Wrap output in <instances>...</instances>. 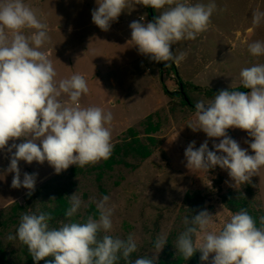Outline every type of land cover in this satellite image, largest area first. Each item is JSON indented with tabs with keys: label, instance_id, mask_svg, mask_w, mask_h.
Listing matches in <instances>:
<instances>
[{
	"label": "rangeland",
	"instance_id": "374dc122",
	"mask_svg": "<svg viewBox=\"0 0 264 264\" xmlns=\"http://www.w3.org/2000/svg\"><path fill=\"white\" fill-rule=\"evenodd\" d=\"M192 2L207 4L209 0ZM214 2L216 9L208 29L193 41L172 46L177 54L186 53V59L175 67L193 105L213 99L205 95L208 90L242 87L241 70L264 63V57H253L248 52L250 43L264 40V24L254 27L252 23L253 13L264 11V0ZM25 3L47 26L49 40L41 51L52 61L57 80L82 75L89 93L81 98V105L112 113L114 147L108 160L83 168L70 166L59 175L47 162L29 165L21 161V179L25 172L37 174L31 196L23 188L11 187L12 174H6L9 159L0 153V264H34L26 246L7 239L9 234L15 235L22 215L50 213V225L56 228L84 222L88 216L98 218L94 201L103 196H109L113 209L114 227L109 234L122 239L133 235L137 241L132 261L158 255L157 264H202L199 252L193 256V263L185 260L176 251L175 241L185 230L184 219H191L203 209L217 214L212 227L218 230L234 213L230 210L232 204L241 203L242 210L260 226V218L264 217V168L250 184L235 189L230 186L233 182L227 172L218 167L208 174L186 167L184 152L191 142L195 141L198 148L208 140L213 150V143H219V139H209L188 127L195 109L185 106L181 98L165 95L162 78L172 93L179 90L174 78L162 77L160 64L139 54L131 42V22L141 16L144 23L150 22L144 6L138 3L128 9L105 32L92 22L96 0ZM168 63L169 68L172 64ZM194 87L201 90L195 91ZM228 135L248 149L251 138L247 132L228 129ZM76 192L83 205L75 216L67 217L69 197ZM159 237H166L167 244L157 253L154 242ZM47 260L54 261V257ZM120 264L125 262L121 260Z\"/></svg>",
	"mask_w": 264,
	"mask_h": 264
},
{
	"label": "clouds",
	"instance_id": "9594fccd",
	"mask_svg": "<svg viewBox=\"0 0 264 264\" xmlns=\"http://www.w3.org/2000/svg\"><path fill=\"white\" fill-rule=\"evenodd\" d=\"M138 3L159 15L147 23L143 16L131 22V42L139 54L165 67L168 62L178 66L186 59L185 52L177 54L172 46L193 41L205 32L216 9L214 0L207 4L192 0H96L92 22L107 32L122 13ZM252 23L254 27L264 24V11L256 10ZM48 40L46 24L25 0H0V153L9 159L6 174H12L11 187L23 188L29 196L35 191L37 174L25 172L21 179V161L29 165L47 162L59 175L70 166L83 168L108 160L114 147L112 113L81 105V98L89 93L82 75L57 80L52 61L41 51ZM248 52L264 57V40L250 43ZM239 79L246 91L221 90L213 99L197 102L188 126L209 139H219V143H213L210 150L208 140L198 148L193 141L184 152L189 170L208 174L218 167L227 172L235 189L250 184L264 168V63L243 68ZM228 129L247 132L251 138L248 149L241 148ZM94 203L98 218L88 216L84 222L58 228L50 225V213H26L15 235L9 234L7 239L26 246L34 264H120L121 260L125 264H157L158 255L131 260L137 251L133 235L122 239L109 234L114 227L109 196ZM69 204L66 216L73 217L83 205L77 192L69 197ZM216 215L203 209L191 219L186 217L185 230L175 241L176 251L185 260L199 252L202 264H264V217L258 227L253 217L241 210L217 230L212 227ZM166 244V237L157 238L156 252Z\"/></svg>",
	"mask_w": 264,
	"mask_h": 264
},
{
	"label": "trees",
	"instance_id": "16d2710c",
	"mask_svg": "<svg viewBox=\"0 0 264 264\" xmlns=\"http://www.w3.org/2000/svg\"><path fill=\"white\" fill-rule=\"evenodd\" d=\"M145 9H148V8H146L145 7ZM148 11V10H147ZM171 63V62H170ZM160 64V66H161V69H160V71H161V76L162 77H169V78H174V81L176 82V84H177V86H178V91H176V92H170L169 91V89H168V87L166 86V84L164 83V78H162L163 80V82H162V89H163V92L165 93V95H168L169 97H171V98H173V99H178V98H181V100H182V103L185 105V106H187V107H190V108H192V109H195V105H193L190 101H189V99H188V97H187V94H186V92H185V84L183 83V81H182V79L180 78V76H179V74L177 73V69H176V67H175V64H173V63H171L172 64V66L171 67H165V65L163 64V63H159ZM172 68V69H171ZM181 86H182V89H181ZM194 90L195 91H200L201 90V88L200 87H194ZM235 90H241V91H246L245 89H243L242 87H240V88H237V89H235ZM229 91V90H228ZM220 92V90H218V91H216V90H208L206 93H205V95H208L210 98H214V96L215 95H217L218 93ZM145 154V153H144ZM143 154V155H144ZM220 185H221V183H219ZM221 190V189H220ZM224 201H225V198H224ZM231 205V204H230ZM233 205V208L232 209H230L231 210V212H234V213H236V212H239V211H241L242 210V207H243V204H241V203H233L232 204ZM229 206V205H228ZM191 214V213H190ZM191 259V263H193V261H194V259H193V257H191L190 258Z\"/></svg>",
	"mask_w": 264,
	"mask_h": 264
},
{
	"label": "water",
	"instance_id": "95a60500",
	"mask_svg": "<svg viewBox=\"0 0 264 264\" xmlns=\"http://www.w3.org/2000/svg\"><path fill=\"white\" fill-rule=\"evenodd\" d=\"M147 10H148L150 21H154V19L157 17L155 10L152 8H148ZM181 89H182V86H181Z\"/></svg>",
	"mask_w": 264,
	"mask_h": 264
}]
</instances>
